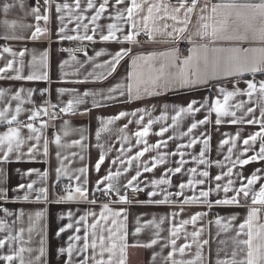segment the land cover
I'll use <instances>...</instances> for the list:
<instances>
[{
	"label": "crops",
	"instance_id": "obj_1",
	"mask_svg": "<svg viewBox=\"0 0 264 264\" xmlns=\"http://www.w3.org/2000/svg\"><path fill=\"white\" fill-rule=\"evenodd\" d=\"M104 0H93L94 8H87V0H79L80 8L75 7L76 0H0V68H5L8 61H13V66L6 69L5 72L0 73V89H4L6 95L0 97V110L4 107L9 108L7 119L11 118L15 113L17 103L21 105L22 111L17 115V120L27 123L28 116L31 115L32 110L41 109L43 107L36 106L34 99L39 94H46L49 98V104L55 105L58 108L67 105L69 99H73L76 94H82L84 91L89 92H102L106 93L107 89L114 87L117 84L125 85L124 96L116 95L115 100L101 101L100 107L92 106V97H86L85 103L75 105L73 111L68 113H61L56 115L53 120L46 117V114L41 115L32 121L34 126L39 127L41 120L46 121L48 126L43 129L44 137L49 141L48 154H43V140L40 141L38 150L30 156L28 154V147L35 141H30L21 146L20 152H13L10 154L8 162H0V189L6 190V196L0 198V220L5 221L6 227L0 230V239L11 234L16 236L19 233V239L13 240L10 243L6 241L3 247H0V256L14 253L19 248H24L25 251L21 253L25 264L29 261H34L35 256L39 254L41 247V240H43L44 255L39 264H65L68 259L67 254H61L60 248H66L69 243V237L73 235H84L83 223L75 224L79 217L85 213H95L97 217L101 211V203L91 204L95 198V192L98 188L96 181L104 177L109 170L112 172L120 171L121 175L117 178L116 183L122 186L131 179V176L136 174L137 168L141 175L138 177V185L142 191L137 192L138 197L132 203H108L114 210L123 208L126 216L125 224L127 230V243L125 264H172L173 260L176 261H192L193 264H217L218 261L232 259V251L234 248L233 240L236 238V232L239 225L247 218L248 209L250 206L262 208L258 213V223H264V207L260 205H251V197L245 199L240 197L239 205H217V199L225 198V193L222 188L220 191H215L216 184L220 183L222 186L227 184L231 179L234 183L232 187H239L243 181L241 177H248L252 175L257 169L264 170V161L254 160L248 164L239 165L234 161L237 158L247 159V157L254 155L259 151L261 140L258 137L254 144L249 145V150L245 153L243 151L245 145L243 144L250 134L260 131L259 124L249 125L246 122H238L232 124L229 121L232 119H239L243 117L245 120L261 119L260 108L262 103L260 94L257 91L251 98L246 95L247 81L252 80L259 84V81L264 80V71L252 73L248 71H238L233 69L234 74L231 76L219 73L215 79L210 80L207 84H198L194 86L181 87L179 83L173 84L168 90L153 86L149 83L141 85V91L145 87L149 90L159 92V95L148 96L142 94L139 100L129 101L127 96L126 85L129 82L128 74L142 73L143 79L148 80L149 76H157L158 72H149V66L159 69L160 64L164 62L165 58L159 54L171 48H178L179 57L182 60L186 57L188 49L192 47L187 39L189 35L196 32L198 28V21L194 15L188 25L187 32L184 34L185 38L179 43L165 42L166 37L157 34L155 42L149 41L147 36L141 33L138 37L139 44H131L123 42L122 34L117 33L118 40L101 41L100 35L107 34V25L117 24L124 29L123 34H127L130 27L129 23H125L127 12L124 11L123 18L115 19L118 10H125L131 3V0H124V3L117 5L115 0H108L106 10L101 13L99 19L92 22V16L95 15V10ZM153 3H167L171 7L178 6V0H151ZM190 2V0H189ZM221 0H199L197 12L200 7L205 4L209 8L214 3H219ZM244 2V0H239ZM251 2H259V0H251ZM7 3L11 5L7 12L4 11L3 5ZM137 3H142V0H137ZM23 4V7H21ZM68 4L69 8L65 9L62 6ZM61 5L59 13L56 11V6ZM38 7L40 15H48L47 21L35 19V14L32 9ZM144 11L135 17L142 25V17L146 14L147 5H143ZM163 16V11L159 13ZM77 16H83V20H77ZM181 18L183 12L180 13ZM62 17V19H60ZM217 19H223L218 16ZM7 21L8 23H5ZM15 22L13 26L12 22ZM167 23L173 25L174 22L169 20H158L157 26L163 27ZM84 24H88V35H93L92 41L89 43V49L84 54L73 55L67 50L63 41L60 39L59 29L64 28L63 35H84ZM151 24V22H150ZM254 29H259L262 25L260 20L251 21ZM80 25L78 31H74ZM46 29L42 31L37 39H31V34L35 31L36 27ZM98 26V27H97ZM179 26V25H177ZM244 20L238 19L233 14L228 19V31L225 35L231 34L236 28L243 30ZM97 28L96 32L92 29ZM171 31V27L168 29ZM196 44H209V47H242V48H264V41L252 39L247 41H228L218 39L215 43L208 40H201L199 37L193 36ZM8 47L12 51L4 52L3 48ZM130 48L131 54L125 56L117 65L116 71L108 75L104 80H96L95 75L100 73H107L105 68H98L96 65H101L105 61H110L111 56L120 48ZM20 52H24L21 57ZM99 52L101 55L97 56ZM13 53H16L14 56ZM46 53V56H45ZM155 54V58L150 61H139V66L132 65L133 57L137 55ZM209 58L214 53H208ZM220 55H228L223 53ZM250 55L259 56L260 53H250ZM75 57V59H72ZM66 62V63H65ZM176 68L167 69L166 72H176ZM92 73V76L88 74ZM47 79H33L28 80L25 77L29 75L44 76ZM19 75L21 79H12ZM87 82L78 83V81ZM234 86L238 88L241 93L233 97L229 103V112L235 111L236 116L231 115L221 116V123L216 124V113L209 112L207 108L191 114H181L177 120V124H172V116L180 107H186L190 101H197L196 108L200 107L207 99L209 107L211 101L219 98L223 102V95L219 92L220 87L232 91ZM58 89H75L76 92L65 91L59 92ZM22 90V91H21ZM17 91H21V99L17 101L12 97ZM100 100V97H96ZM244 102L243 109L234 107L236 103ZM167 106V107H165ZM253 108V113L245 115L247 108ZM144 109L145 111L137 116H127L114 121L113 124L107 126V130L101 131L99 140L97 139V129L103 127L99 117H109L117 115L119 112L132 113L136 109ZM87 109V112L85 110ZM84 113V114H82ZM162 113L166 114V119L157 120V117ZM143 115V120L137 124L136 121ZM208 117V122L198 125L191 133H187L190 125ZM7 119H0V133L7 131L9 126L17 127V123L9 125ZM152 119L153 123L149 126V133L146 137L140 138L138 144L137 138L134 133L142 130L147 126L148 120ZM129 121H132L129 123ZM67 122V124H65ZM127 125L125 132H120V129ZM161 127H167L168 131L163 135H157ZM67 129L68 134L64 135V130ZM50 131V135H48ZM54 134H59L61 137L60 145L53 142ZM29 131L27 128H21V136L27 138ZM81 136L84 140L81 144H75L74 141H79ZM124 136L128 138L123 139ZM236 136L235 147L231 143V138ZM172 137V139H169ZM193 139H196L195 144H191ZM208 140L207 147L205 148L204 140ZM229 140L228 144H221V141ZM157 141H164L159 148H149L142 157L133 160L131 164L128 163L129 157H135L136 153L143 150L145 144L155 145ZM103 145V149L97 145ZM83 145V147H82ZM178 145L182 147L178 148ZM232 148L229 153L228 149ZM123 149V151H122ZM204 149L205 164L198 163L200 159L201 150ZM101 150L104 151L105 161L101 164L100 169L97 171L95 164L99 159ZM183 153L181 156L180 153ZM59 153V157L57 156ZM161 153H176V155H167L164 163H157L153 168V158H158ZM2 155V153H0ZM20 155V159H17ZM195 158V159H194ZM119 160H123L124 164H120ZM183 160L184 164H178V161ZM152 170L145 172L144 165ZM181 167L179 173L170 172L169 169ZM82 167H87V180L86 187L88 188L87 201H61L59 198L66 195L58 188L63 180H70L73 182L74 187L77 184L75 177L80 175L77 171ZM61 169V174L57 178L56 169ZM128 171L125 172L124 169ZM232 168V174L225 175L228 169ZM190 169H195V173L190 172ZM29 170H32L31 172ZM207 171L208 177L200 175L201 172ZM46 173V175H45ZM259 175L262 179L258 180L253 189L259 190V186L264 184V171ZM216 176H221V180L217 181ZM166 178L170 181L167 185L153 186L151 181L156 179ZM193 181L192 186L185 187L181 196H175V193L180 191L178 187L181 183L187 185L188 180ZM204 180V184H196V180ZM83 176L81 177V182ZM134 182V185L137 183ZM32 184V189L26 186ZM19 185H25V188L20 189ZM102 187V186H99ZM45 188L47 190L46 196L42 195L41 199L37 200L38 190ZM213 189L207 198L212 202L211 207L207 203H190L183 205L181 211V204L179 203L185 197L193 195L199 196L201 190L207 191ZM155 191L157 193L154 197H149L148 193ZM172 193L173 203L170 204H156L147 203L149 200H159L164 198V193ZM25 194L28 199H24ZM121 195L125 194V190L121 187ZM229 192L227 195H233ZM119 197L113 193V200H118ZM4 209H7L11 215H6ZM72 212V219L68 218V212ZM39 212L41 215L36 216ZM179 213L173 217L172 213ZM195 213H203L195 225L189 223L179 228L176 236H172L171 231L181 225V221L190 219ZM122 216L120 219H124ZM235 216V220L229 218ZM222 218L223 223H230L231 227L224 231L222 225L216 223V218ZM163 218V222H161ZM92 216H88L87 223H92ZM148 221H155L149 224ZM73 223V228H68L64 232L57 235L56 233L60 228L65 225ZM101 223H104L103 221ZM76 227L80 228V232H76ZM137 227L141 228L139 233H135ZM23 229V231H21ZM31 229V231H29ZM199 230L200 235L193 240L191 233ZM91 233V229H89ZM135 233V234H134ZM91 237L89 236V239ZM240 239H246L245 234H241ZM152 239L157 242L151 247H143L142 245L150 243ZM175 239V246L171 241ZM207 241V243H204ZM77 246L83 245V240L73 241ZM182 245H190L186 247L185 251L181 254L179 249ZM173 256L168 258V253L173 251ZM31 249V251H27ZM96 259H101L99 255V248L96 250ZM199 252V257L197 253ZM87 255L89 257L87 264H93L91 259L93 252L89 248L86 253H81L73 257V264H79V261ZM107 253L104 254V259H107ZM155 256V258H153ZM246 256V248L243 253H239L236 259H242ZM0 264H8L0 260ZM11 264H20V258L14 259Z\"/></svg>",
	"mask_w": 264,
	"mask_h": 264
},
{
	"label": "snow or ice",
	"instance_id": "obj_2",
	"mask_svg": "<svg viewBox=\"0 0 264 264\" xmlns=\"http://www.w3.org/2000/svg\"><path fill=\"white\" fill-rule=\"evenodd\" d=\"M48 3V0H45V4ZM115 3L117 5H120L124 3V0H115ZM199 0H178V6L171 7L169 4L164 3H153L151 0H142V3H137V0H131L130 5L125 10H118L115 19L119 20L123 18L124 11L127 12V17L125 18V23H129L130 27L127 30V34L124 33V29L117 24H108L107 25V34H101L100 40L101 41H109V40H118L117 33L122 34V40L123 42L131 43V44H139L140 41L138 40V37L141 33L147 36L149 41L155 42L156 35H162L165 36L167 39L165 42L170 43H179L181 40L185 38V33L187 32L188 25L191 22V18L195 15L198 21V28L195 33L192 35H189L187 37L188 41L192 43V47L188 49V55L184 57L182 60L179 57V50L178 48H171L168 49L165 52L160 53L159 55L161 57H164L165 60L160 64L159 69H155L151 66H149V72H158L159 74L155 77L149 76L148 80L145 81L143 79L142 73H133L129 72L128 74V80L129 82L126 85L127 89V96L129 101L131 100H139L142 98V94H146L148 96H154L159 95L160 93L154 90H149V88L145 87L143 89V93L141 91V85L145 83H149L153 86V88L160 87L164 90H168L171 85L179 83L181 87L186 86H194L198 84H207L210 80L215 79L219 73H223L224 75L231 76L234 74L233 69H237L238 71H248L252 73L264 71V48H242V47H229V48H222V47H209V44H196L193 40V36L199 37L201 40H208L211 43H215L218 39L228 40V41H247L251 37L252 39H258L260 41H264V0H259V2H251V0H244V2H239V0H221L219 3H214L209 8L208 4H205L203 7L199 8V11L197 12ZM108 4V0H104L103 3L99 5V8L95 10V15L92 16V22H95L97 19H99L101 13H103L106 10V6ZM147 5L146 14L142 17V25L141 22L135 19L136 16H138L141 12L144 11L143 5ZM11 7V5L5 3L3 5V9L5 12L8 11V9ZM21 7H23V4H21ZM63 8L67 9L69 8L68 4H64L62 6ZM75 7L77 9L80 8L79 0H76ZM87 8L92 9L94 8L93 0H87ZM61 10V5L56 6V11L59 13ZM163 11V16H160L159 13ZM183 12V17L181 18L180 13ZM32 13L35 14V19L39 21L40 19H43L47 21L49 19L48 15L41 16L40 9L38 7L32 9ZM233 14L238 19L244 20V26L243 30L240 28H236L232 31L231 34L225 35L228 31V19ZM223 17V19H217V17ZM62 19V17H60ZM77 20H83V16H77ZM171 20L174 22L173 25H168L165 23L163 27L157 26L156 22L158 20ZM260 20L262 22L261 27L257 30L254 29L251 21L254 20ZM151 22V24H150ZM5 23H8L5 21ZM13 26L15 25V22H12ZM179 25V26H177ZM80 25H78L77 29H74V31H78ZM98 27V26H97ZM169 27H171V31H169ZM83 28L85 30L84 35H69L65 36L63 35L65 29L62 27L59 29L60 39H68V40H80V41H92L94 39L93 35H88V24H84ZM97 28H93L92 31L96 32ZM42 31H46V29H41L40 27H36L35 31L31 34V39L35 40L38 38V36L41 34ZM4 52H11L12 50L8 47L3 48ZM68 51V50H65ZM214 53L217 55L212 56L209 58L208 53ZM223 53H227L228 55H220ZM250 53H260L259 56L256 55H250ZM131 54L130 48H120L118 51H116L112 56L110 61H105L101 65H96L98 68H105L107 70V73H100L99 75H95L96 80H104L107 78L108 75H111L113 72L116 71L117 65L120 63V61L125 57ZM15 56L16 53H13ZM19 55L22 57L24 55V52H20ZM86 55V53H85ZM97 56L101 55V53L97 52ZM46 56V53H45ZM155 58V54H148V55H137L133 57L132 59V65L133 66H139V61H150ZM72 59H75V57H72ZM66 63V62H65ZM13 66V61H8L5 68H0V73H3L6 71V69H10ZM176 68V72H166L167 69ZM89 76H92V73L88 74ZM12 79H21L19 75L15 77H10ZM28 80L33 79H47V75L44 76H35V75H29L25 77ZM87 82V78L84 81H78V83H85ZM247 83V91L246 95L251 98L254 93L257 91L260 94V100L261 102H264V80L259 81V84L257 86V83L249 80ZM125 85L123 84H117L114 87H110L107 89L106 93L102 92H89L84 91L82 94H76L73 99H69L67 102V105L60 108V111L62 113H68L73 111L75 105H79L82 103H85L86 97H92V106L93 107H100L101 101H107V100H115L116 95L118 93L119 96H124ZM22 91V90H21ZM21 91H17L13 99L20 101L21 99ZM59 92L63 93L65 91H71L73 93L76 92L75 89L67 90V89H58ZM219 92L223 95V102L219 98L211 101V106L209 107L207 99L203 104H200L199 108H196L195 105L197 104V101L193 100L190 101L186 107H180L178 111H176L175 115L172 116V124L176 125L178 118L181 116V114H191L196 111H200L201 109L207 108L209 112L214 111L216 113L217 119L216 124L219 125L222 121L220 119L221 116L224 115H231L233 117L236 116L235 111L229 112V101L239 95V94H245L241 93V91L234 86L232 91H228L224 87L219 88ZM6 95V92L4 89H0V97H4ZM99 96L100 100H97L96 97ZM47 103V102H46ZM50 107H56L55 105H49ZM167 107V106H165ZM237 109H243L244 108V102L240 101L239 103H236L234 105ZM22 111L21 105L17 103L15 108V113L18 114ZM144 109H136L132 113L127 112H119L117 115L109 116V117H99L103 127L100 129H97L96 136L99 140L101 131L107 130V126L113 124L114 121H117L121 119L122 117H127L129 115L131 116H137L141 113H143ZM253 108L249 107L247 108V112L245 115L253 113ZM9 112V108L6 106L2 110H0V119H7V113ZM87 112V109L85 110ZM41 113L47 114V107H43L41 109H34L31 112V115L28 116L27 123H23L17 120V115L12 114L10 119H7V123L9 125H12L14 122L17 123V127H11L9 126L7 128V131L0 133V162H8L10 159V154L13 152L19 153L21 146L27 144L30 141H35V143H32L30 147H28V154L31 156L34 151L38 150L40 141L43 140V154H48V144L49 141L47 138L44 137L43 129H45L48 124L46 121L41 120L40 126L36 127L34 126V123L32 121H35ZM84 114V113H82ZM260 114L261 119H256L253 117L252 119L245 120L243 117L239 119H232L229 122L232 124H236L238 122H246L249 125L252 124H259L260 125V131L250 134L246 139H244L243 144L245 145L243 151L246 153L249 150V145L254 144L257 141V138L259 137L261 140L259 151L256 152L254 155L247 157V159H241L237 158L236 161H234L235 164L239 165H245L248 164L250 161L254 160H261L264 161V103H262V106L260 108ZM56 116L53 113L51 116V119H55ZM166 119V114L162 113L161 116L157 117V120H163ZM143 120V115H140V119L136 121L137 124H139ZM132 121H129L131 123ZM208 122V117L205 116L204 119L193 122L190 127L188 128L187 133H181L182 135H187L188 133H191L193 129L197 128L198 125H202ZM153 123L152 119L148 120L147 126H144L142 130L136 131L134 133L135 137L137 138V143H140V138L146 137L149 133V126ZM67 124V122H65ZM21 128H27L29 131V135L27 138H23L21 136ZM127 129V125H124L123 128L120 129V132H125ZM168 131L167 127H161L159 133L157 135H163L165 132ZM68 131L67 129L64 130V135H67ZM127 136H124L123 139H127ZM169 139H172V137H169ZM237 137L233 136L231 138V143L233 144V147H235V141ZM84 140V137L81 136L79 141H74L75 144H81V142ZM53 142L57 145H60L61 143V137L59 134H54ZM197 141L196 139H193L191 143L188 145L189 147L191 144H195ZM229 140H223L221 141V144H228ZM166 143L164 141H157L155 145H147L145 144V147L143 150L136 153L135 157H129L128 163L131 164L133 160L139 159V157H142L145 152L149 151V148H159L161 144ZM208 140H204L205 148L207 147ZM83 147V145H82ZM97 147H100L103 149V145H97ZM182 147L181 145H178V148ZM232 148H229V153L232 152ZM123 151V149H122ZM167 155H176V153H161L158 158H153V164L152 167L155 168L157 163H164L165 157ZM180 155L182 156L183 153L181 152ZM205 151L204 149L201 150L200 153V159L198 160V163L205 164L206 161L204 160ZM57 156L59 157V153H57ZM17 159H20V155H17ZM195 159V158H194ZM105 161V154L104 151L101 150L99 159H97L95 168L98 171L100 169L101 164H103ZM120 164H124L123 160H119ZM178 164L183 165L184 161L180 160L178 161ZM145 172H149L152 169L147 167V164L145 163L144 169ZM30 172L32 170H29ZM80 175H77L75 177L77 184L75 187L69 186L65 189L66 195L61 196L59 199L61 201H77V200H85L87 201V194H88V188L86 187L88 180H87V167H82L77 170ZM125 172L128 171L127 168L124 169ZM170 172L179 173L181 171V167H176L174 169H169ZM190 172L195 173V169H190ZM261 171H264L262 169H257L252 175L244 178L241 177V180L243 181L246 179V183L241 182L239 187H232L233 181L231 179L228 180L227 184H224L223 186L220 183L216 184L215 191H220L221 188L223 192L226 194L225 198L223 199H217L215 201V204L217 205H239L240 204V197L243 196V198L247 199L251 197V205H260L264 207V184H261L259 186V190L255 191L253 189V185L256 184V182L262 177L259 175ZM57 178H59L61 174V169L57 168ZM232 174V168L228 169V172L225 175H231ZM46 175V173H45ZM121 175L120 171L117 170L116 172H112L109 170L107 174L102 177L100 180L96 181V184L98 185L97 190L102 191L104 196H110L113 193L119 197L118 200L112 201L113 204L118 203H128L127 199V190L132 189L135 192L142 191V189L138 185V177L141 175L139 171V167L137 168L136 174L131 176V179L127 180V183L119 186L116 183L117 178ZM201 176L208 177L209 173L207 171L201 172ZM83 176V181L81 182V177ZM215 179L217 181L221 180V176H216ZM134 182H137L134 185ZM170 181L166 178L161 179H154L151 181V184L155 187L157 185H167ZM196 184H204V180H196ZM193 181L191 179L188 180L187 185L184 183H181L178 187L180 188V191L175 193V196L179 197L183 193V189L185 187L192 186ZM102 186V187H99ZM28 189H32V184H28L26 186ZM121 187L125 190V194L121 195ZM20 189L25 188V185H19ZM213 191V189H208L207 191L201 190L199 192V196L193 195L191 197H185L182 201L179 203L181 204V211H183V205L184 204H190V203H207L209 207H211L210 201H208V197L210 193ZM233 192L234 194L231 196H228L227 194L229 192ZM47 190L45 188H40L38 190L37 194V200L41 199L42 195L46 196ZM157 193L155 191H151L148 193L149 197L156 196ZM6 196V190L0 189V198H4ZM173 194L165 192L164 198L159 200H149L147 203H156V204H170L173 203L172 199ZM24 199H28V195L25 194L23 197ZM91 204H95L96 200L92 199L91 201H88ZM262 210V208L250 206L248 209L247 218L244 219V221L239 225L238 231L236 232V238L233 240L234 248L232 251V259L230 260H222L218 261L217 264H264V223H258L259 216L258 213ZM4 212L6 215H11L8 213L7 209H4ZM125 210L123 208H120L118 210H114L110 204L105 203L101 205V211L99 216L95 213H85L84 215L79 217V220L75 221V224L83 223L84 227V235L81 237L80 235H73L70 236L68 246L66 248H60L59 252L61 254H67L68 259L65 261V264H73V257L76 255H80L81 253H86L89 248L92 249L93 255L91 257L93 264H125V255H126V249L128 248L127 243V230H126V216H124ZM41 213L37 212L36 216L39 217ZM68 218L72 219V212H68ZM179 215V213H172V216L175 217ZM204 215L203 213H195L190 217V219H186L181 221V225L175 227L171 234L172 236H176L179 228L183 225H187L189 223H192L193 225L196 224L197 220ZM88 216H92L93 220L92 223L89 225L87 223ZM122 216H124V219H120ZM235 216L230 217V220H235ZM104 223H101V222ZM161 222H163V218H161ZM147 223L152 224L155 223V221H148ZM216 223L218 225H222V228L224 231H227L230 227V223H223L222 224V218L217 217ZM6 227V223L3 220H0V230H3ZM74 224L69 223L65 225L64 227L60 228L59 231L56 233L57 235H60V233L64 232L68 228H73ZM89 229H91V233H89ZM76 232H80V228L76 227ZM23 231V229H21ZM31 231V229H29ZM141 231L140 227H137L135 229V233H139ZM134 233V234H135ZM245 234L247 236L246 239H240L239 237L241 234ZM200 232L199 230L193 231L191 233V236L193 237V240L195 241L197 237H199ZM89 236L91 237L89 239ZM19 239V233H17L16 236H12L9 234L8 236L4 237L3 239H0V247H3L7 242H11L13 240ZM83 240L82 246H77L73 243V241H80ZM156 240L152 239L150 243L142 245L143 247H151L153 244H156ZM172 245L175 246V239L171 241ZM204 243H207L205 241ZM186 247H190V245H182L179 249V252L182 254L185 251ZM97 248H99V255L101 259H96L97 255ZM246 248V256H244L242 259H236L238 252L243 253ZM25 251L24 248H19L12 254L3 255L0 256V260H3L5 262H8V264H11V262L16 259L17 257L20 258V264H25V261L23 257H21V253ZM27 251H31V249H27ZM176 249L173 247V251L168 253V258H171L173 256V252H175ZM107 253V259H104V254ZM44 255V247H43V240H41V247L39 248V254L35 256L34 261H29L28 264H39L42 257ZM197 257H199V252L197 253ZM155 258V256L153 257ZM89 257L87 255L84 256L82 260L79 261V264H87ZM172 264H193L192 261L184 262V261H176L173 260Z\"/></svg>",
	"mask_w": 264,
	"mask_h": 264
},
{
	"label": "built area",
	"instance_id": "obj_3",
	"mask_svg": "<svg viewBox=\"0 0 264 264\" xmlns=\"http://www.w3.org/2000/svg\"><path fill=\"white\" fill-rule=\"evenodd\" d=\"M37 1H42V0H37ZM64 47L73 55H81L84 54L88 51L89 49V43L84 40H64L63 41ZM47 102V103H46ZM34 104L36 106H41V107H47V114L46 117L50 118L52 114L54 113L56 115H60L62 112L60 111V108L58 107H50L49 105V98L46 94H39L35 97L34 99ZM50 131H48V135H50ZM73 186V182L70 180H63L60 182L58 188L61 192H65V189L68 188L69 186ZM66 193V192H65ZM138 194L137 192L133 191L132 189L127 190V199L128 203L135 202L137 200ZM96 203H112L113 200V194L110 196H104L102 191L96 190L95 192V198Z\"/></svg>",
	"mask_w": 264,
	"mask_h": 264
}]
</instances>
